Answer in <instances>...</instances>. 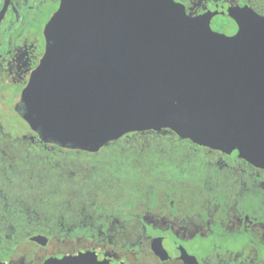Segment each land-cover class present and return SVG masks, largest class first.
<instances>
[{
  "label": "water",
  "instance_id": "obj_1",
  "mask_svg": "<svg viewBox=\"0 0 264 264\" xmlns=\"http://www.w3.org/2000/svg\"><path fill=\"white\" fill-rule=\"evenodd\" d=\"M182 10L173 0H61L22 119L71 150L165 130L264 169V33L229 36L215 15ZM43 264L105 263L79 253Z\"/></svg>",
  "mask_w": 264,
  "mask_h": 264
},
{
  "label": "flooded vegetation",
  "instance_id": "obj_2",
  "mask_svg": "<svg viewBox=\"0 0 264 264\" xmlns=\"http://www.w3.org/2000/svg\"><path fill=\"white\" fill-rule=\"evenodd\" d=\"M60 1L0 0V235L11 232L16 238L21 232L22 184L35 181L40 166L75 177L77 170L63 168L76 163L57 159H84L99 153L44 143L22 119L21 94L43 57L44 29ZM173 2L189 18L215 15L219 28L229 36L264 33V0ZM136 134L161 139L176 136L163 130L122 138ZM188 147L206 159L201 164H209L203 166V176L197 171L187 172L191 175L186 177L175 173V178L164 183L126 194L129 207L100 212L105 216L94 218L84 210L72 219L54 213L48 224L41 226L45 234L28 236L25 245L15 241L6 257L0 256V262L43 264L50 258L90 253L105 264H264V169L240 159L236 152L225 154L190 142ZM39 156L45 160H36ZM184 163L178 168L198 165ZM78 164L86 174V162ZM127 165V170L115 171V180L125 172L132 178L134 161ZM135 197L139 200L136 208ZM7 198H14V211L6 209ZM13 213L14 221L3 220ZM34 236L45 237L46 243L31 241Z\"/></svg>",
  "mask_w": 264,
  "mask_h": 264
},
{
  "label": "trees",
  "instance_id": "obj_3",
  "mask_svg": "<svg viewBox=\"0 0 264 264\" xmlns=\"http://www.w3.org/2000/svg\"><path fill=\"white\" fill-rule=\"evenodd\" d=\"M165 144L166 154L172 155V146L178 150H182L183 156H189V150L185 147L189 145V142L178 139L176 136H166L163 139L158 136L148 138L147 135H131L129 138H121L115 142L109 144L110 148L103 158H98L97 164H89L86 160L85 169L87 173L83 172V165L78 162L84 161L80 157H60L59 161L76 163L74 165L64 167L63 170H77L79 174L75 177L71 175L54 174L50 171V166H40L35 181L22 184L21 192V232L15 238L14 233L5 232L0 235V256L6 257V252L9 251V247L15 243H22L25 245L26 238L34 234H45L41 230V226H46L51 219V216L55 213V217H72L77 218L78 215L84 210L96 218L98 214L105 216L106 213H100L103 211H109L118 208H128V198L126 197L127 189L121 186L123 182L121 177L116 176L115 171L127 170L128 161L127 155L132 152L134 157L135 171L144 170L148 172L145 176L135 179V189L131 193H139L144 189V186H154L159 183H164L165 180H169L170 175L175 176L173 171L177 169L178 165L176 159L163 165L164 174L158 179L155 178L154 169L156 163L161 162L157 156L161 154L162 148L159 144ZM145 148L142 149L141 146ZM114 146H126L131 149L119 150L115 149ZM176 154V153H175ZM174 154V155H175ZM163 155V154H162ZM182 155V154H181ZM110 157V158H109ZM89 157H86L88 159ZM109 160H105V159ZM183 159H186L185 157ZM36 160L43 161L45 158L39 156ZM117 161V162H116ZM123 163V164H116ZM58 170V168H55ZM126 176V172L124 173ZM177 175V174H176ZM34 180V178H33ZM164 180V181H162ZM118 188H123L124 194L121 195V190L117 191ZM147 191V189L145 190ZM130 194V193H127ZM6 209H15L14 198H7ZM134 208L136 203L139 202L138 198H134ZM110 215V214H107ZM8 222L15 220L14 213L12 215H6L3 219ZM11 243V244H10Z\"/></svg>",
  "mask_w": 264,
  "mask_h": 264
},
{
  "label": "rangeland",
  "instance_id": "obj_4",
  "mask_svg": "<svg viewBox=\"0 0 264 264\" xmlns=\"http://www.w3.org/2000/svg\"><path fill=\"white\" fill-rule=\"evenodd\" d=\"M110 144V143H109ZM109 144L107 145V146H105L104 148H102L100 151H99V153L97 154V155H95V156H90L88 159H86V158H84L83 160L85 161H87L89 164H93V163H98L97 162V160H98V158H103L104 156H109L108 154H106L107 153V151L110 149V148H112V147H110L109 146ZM161 147L160 148H162V151H161V154H159L158 156H157V158H158V160L159 161H161L162 163H163V165H166L168 162H166V161H172V160H175L176 159V161H178L177 162V165L178 164H184V165H186L184 162H197L198 163V165L195 167V168H186V169H180V168H178L177 167V169H175L174 171H173V173L175 174V173H178V172H180L182 175H185V177L186 176H190L191 174H195L194 172L195 171H197L196 173L198 174V172L201 174L200 176H203L204 174H205V169H203V166L204 165H209L208 163H202L201 164V162H203V161H205L206 159H204L203 158V156L202 155H199L200 153L196 150L195 152L193 151V149L192 148H190V147H188L189 145H187L185 148L187 149V150H189V156H183V153H182V150H178L176 147H174V146H172V151L174 152L172 155H170V154H166V151L164 150L165 149V144H159ZM123 148H119L118 146H116V148L115 149H119V150H128V149H131V148H129V147H126V146H122ZM142 147V149H144L145 147L142 145L141 146ZM132 150V149H131ZM194 152V153H193ZM176 153V154H175ZM195 153H197V155L195 154ZM163 154V155H162ZM175 154V155H174ZM182 154V155H181ZM186 158V159H183V158ZM110 158V157H109ZM127 161L128 162H130V161H134V157L132 156V152H130V154L128 153V155H127ZM105 160H109V159H105ZM209 161V160H208ZM117 162V161H116ZM117 164V163H116ZM157 165H156V167H155V169H154V172H151V173H153L154 174V176H155V178L156 179H158L159 177H161L162 176V174H164L166 171H164V167H162L163 165H160L159 163H156ZM132 178L131 179H128L126 176H124V177H122V183H121V186H123V187H125L126 189H127V191L128 192H126V194L127 193H131L134 189H135V187H134V185H137V184H135V179H136V177L137 178H140V177H142V176H145V174H148V172H146V171H144V170H137V172L135 171V167H134V169H132ZM187 172H192L191 174L189 173L188 175H186V173ZM175 176H176V174H175ZM175 176L174 175H172V177H171V175H170V178H175ZM118 190H121V192H120V194L121 195H123L124 194V192H123V188H118V185H117V191Z\"/></svg>",
  "mask_w": 264,
  "mask_h": 264
},
{
  "label": "snow or ice",
  "instance_id": "obj_5",
  "mask_svg": "<svg viewBox=\"0 0 264 264\" xmlns=\"http://www.w3.org/2000/svg\"><path fill=\"white\" fill-rule=\"evenodd\" d=\"M183 11V10H182Z\"/></svg>",
  "mask_w": 264,
  "mask_h": 264
}]
</instances>
